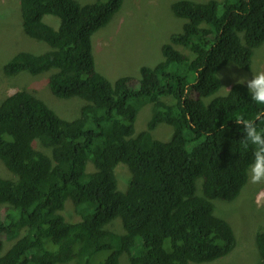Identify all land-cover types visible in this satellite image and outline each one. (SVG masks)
I'll return each mask as SVG.
<instances>
[{
  "label": "trees",
  "instance_id": "1",
  "mask_svg": "<svg viewBox=\"0 0 264 264\" xmlns=\"http://www.w3.org/2000/svg\"><path fill=\"white\" fill-rule=\"evenodd\" d=\"M123 2L19 0L22 31L49 50L14 54L3 73H50L54 96L86 104L65 120L28 91L0 103V160L15 177H0V264H120L123 254L131 264H203L236 246L212 202H232L245 186L254 146L242 145L234 119H255L264 106L237 82L216 96L218 73L229 63L250 70L264 42V0L174 2L171 12L184 24L162 45L163 60L140 67L138 78L111 82L95 69L91 37ZM48 15L57 28L42 21ZM146 105L149 120L137 133ZM160 123L172 128L167 141L152 137ZM118 164L129 173L123 192ZM67 200L79 222L62 216ZM116 219L122 234L107 228ZM3 238L16 239L4 253ZM255 246L264 264V231Z\"/></svg>",
  "mask_w": 264,
  "mask_h": 264
},
{
  "label": "rangeland",
  "instance_id": "2",
  "mask_svg": "<svg viewBox=\"0 0 264 264\" xmlns=\"http://www.w3.org/2000/svg\"><path fill=\"white\" fill-rule=\"evenodd\" d=\"M80 4H90L96 0H76ZM178 0H124L118 12L111 21L101 27L91 37L92 55L95 69L109 81L114 82L119 77H139L142 66L153 67L163 60L161 47L169 42L172 34L181 31L183 21L177 19L171 12V5ZM206 2L207 0H192ZM221 1V0H218ZM42 21L52 28H57L59 19L53 16H44ZM184 55L190 52L179 46L176 48ZM49 50L43 43L26 36L21 28V13L19 0H0V103L11 94L18 91H28L38 97L59 117L73 120L79 117L80 109L86 104L77 97L61 99L54 96L48 87L50 73L30 75L22 72L15 76H7L2 67L19 52L41 54ZM220 70L218 77L221 82L216 96L228 93L225 89L247 77L251 79L258 71H264V42L254 49L251 68L241 70L235 64L229 63ZM166 102L172 99L167 97ZM150 116V105L141 107L136 115L135 132L146 129ZM156 140L167 141L171 138L172 128L160 123L152 131ZM35 148H42L35 144ZM91 169V166H88ZM118 179V190L125 191L128 171L125 165L118 164L115 168ZM0 177L14 179V175L6 169L0 160ZM196 188L200 194L201 180L196 181ZM240 195L232 202L214 200V214L223 219L231 227L236 238L234 250L224 258L203 264H261L260 256L255 246V236L264 231V183L254 184L248 179L241 189ZM2 208H0V211ZM67 222L80 221V216L70 200L65 202L61 212ZM107 228L119 234L123 233L121 221L116 219L107 225ZM16 240V239H15ZM15 240L3 238L4 253ZM120 264H131L123 254Z\"/></svg>",
  "mask_w": 264,
  "mask_h": 264
},
{
  "label": "clouds",
  "instance_id": "3",
  "mask_svg": "<svg viewBox=\"0 0 264 264\" xmlns=\"http://www.w3.org/2000/svg\"><path fill=\"white\" fill-rule=\"evenodd\" d=\"M237 83L246 86L249 97L254 104L264 106V71L256 72L251 79L241 78ZM225 89L231 93L230 89ZM261 119H264V111L257 113L255 119H246L243 115L234 119V122L242 126L244 131L241 140L242 145L245 148L254 146V160L249 168L250 179L254 184L264 183V128H257V121Z\"/></svg>",
  "mask_w": 264,
  "mask_h": 264
},
{
  "label": "bare ground",
  "instance_id": "4",
  "mask_svg": "<svg viewBox=\"0 0 264 264\" xmlns=\"http://www.w3.org/2000/svg\"><path fill=\"white\" fill-rule=\"evenodd\" d=\"M22 22V21H21ZM46 148V147H45Z\"/></svg>",
  "mask_w": 264,
  "mask_h": 264
}]
</instances>
